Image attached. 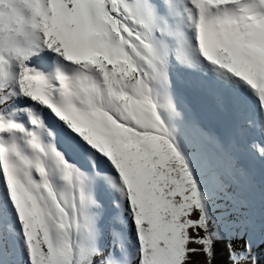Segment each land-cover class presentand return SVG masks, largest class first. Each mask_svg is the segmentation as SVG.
Segmentation results:
<instances>
[{
	"label": "snow or ice",
	"instance_id": "obj_1",
	"mask_svg": "<svg viewBox=\"0 0 264 264\" xmlns=\"http://www.w3.org/2000/svg\"><path fill=\"white\" fill-rule=\"evenodd\" d=\"M245 160L264 165V0H0V264H264V168L259 216L216 206L245 207Z\"/></svg>",
	"mask_w": 264,
	"mask_h": 264
},
{
	"label": "rangeland",
	"instance_id": "obj_2",
	"mask_svg": "<svg viewBox=\"0 0 264 264\" xmlns=\"http://www.w3.org/2000/svg\"><path fill=\"white\" fill-rule=\"evenodd\" d=\"M175 75L176 74H174V76ZM177 80L179 81V78ZM182 80H186V79L182 78ZM180 92L181 91L178 90L181 103H183V99H185V98L183 96V93L182 92L180 93ZM208 129L210 130L209 127H208ZM253 133H255V131H253ZM189 148L191 149V145H189ZM198 151H199L201 158L206 163L207 168L209 170L216 169L219 166V164L221 162V157H220L219 153L217 152V149L213 145L203 144L200 146ZM245 166H247L251 169L253 175L256 178V184H255L254 190H251L248 192H238L240 199L246 201L245 207L244 208H234L233 204L230 201L223 199V197H218L217 202H216V206H217V209L219 210L220 213H223V214L236 213V212L245 213V212L250 211V212L254 213L256 216H259L260 211H261V198H260L259 181H260V176H261V170L263 167H262V164L260 161H248V163L245 164ZM229 204H231V205H229Z\"/></svg>",
	"mask_w": 264,
	"mask_h": 264
},
{
	"label": "bare ground",
	"instance_id": "obj_3",
	"mask_svg": "<svg viewBox=\"0 0 264 264\" xmlns=\"http://www.w3.org/2000/svg\"><path fill=\"white\" fill-rule=\"evenodd\" d=\"M174 74H176L174 76V79L177 82V89L183 93V96L185 98L183 99L182 104L187 106V108L190 110L191 116L197 119L203 127L207 129L209 127L210 130L217 136L224 137L228 131L227 121L218 113H216L209 100H205L200 96V94L196 91L194 85L190 81H188L189 85L180 84L179 81L182 80V78L186 79L187 77L180 73ZM178 78L179 81L177 80ZM253 131L254 130H249L248 135L256 137L257 135L256 133H253ZM247 163L248 161L246 160L245 164ZM262 167L264 168V165H262Z\"/></svg>",
	"mask_w": 264,
	"mask_h": 264
},
{
	"label": "trees",
	"instance_id": "obj_4",
	"mask_svg": "<svg viewBox=\"0 0 264 264\" xmlns=\"http://www.w3.org/2000/svg\"><path fill=\"white\" fill-rule=\"evenodd\" d=\"M229 205H231V204H229ZM231 207V206H230ZM194 259H201V258H194Z\"/></svg>",
	"mask_w": 264,
	"mask_h": 264
}]
</instances>
